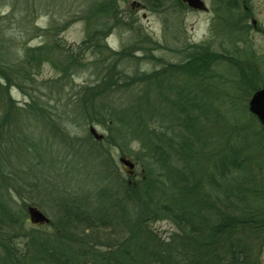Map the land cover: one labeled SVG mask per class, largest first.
I'll use <instances>...</instances> for the list:
<instances>
[{"label": "trees", "instance_id": "16d2710c", "mask_svg": "<svg viewBox=\"0 0 264 264\" xmlns=\"http://www.w3.org/2000/svg\"><path fill=\"white\" fill-rule=\"evenodd\" d=\"M119 1L93 2V24L86 13L84 39L77 47L64 48L48 28L47 41L24 47L20 58L13 56L11 37L5 36L13 9L0 17V264H258L257 254L264 249V160L209 147L215 135L196 127L207 120L200 92L185 91L172 81L209 89L219 79L222 87L212 67L223 63L235 72L230 86L239 102L240 95L246 100L264 87L259 60L250 53L229 57L200 45L177 64L158 60L160 69L143 71L138 63L150 56L143 46L150 38L139 37L142 41L118 51L106 45V37L119 26ZM140 1L153 9L150 0ZM170 1L180 10L178 0ZM98 16L112 23H98ZM88 57L93 58L89 63ZM128 63L136 64L131 74ZM43 64L58 76L36 82ZM88 65L91 82L74 88L71 76ZM11 89L29 103L17 107ZM70 91L71 98H64ZM120 91L126 96H116ZM61 98L63 106L51 105ZM243 108L246 123H235L234 129L250 130L262 149L264 129ZM75 116L89 127L102 126L106 135L96 141L88 132L81 140L58 128ZM45 130L57 145L54 156L47 154L48 136L37 134ZM102 140L106 149L139 143V155L133 157L141 166L137 181L120 180L109 152L100 147ZM239 172L244 179L218 194L221 184ZM43 202L52 215L48 224L25 229L24 208ZM160 220L174 226L169 237L160 238L149 228Z\"/></svg>", "mask_w": 264, "mask_h": 264}, {"label": "rangeland", "instance_id": "374dc122", "mask_svg": "<svg viewBox=\"0 0 264 264\" xmlns=\"http://www.w3.org/2000/svg\"><path fill=\"white\" fill-rule=\"evenodd\" d=\"M94 1L95 0H0V17L3 18L7 16L10 10L13 9L11 17L12 19L14 17V19L8 23L9 28L7 29V34H5L6 37H11L9 45L13 56L15 58H20L24 47H36L46 42L47 34L45 31L48 30V28L51 29L49 35H54V38H58L64 45V48L77 47L84 39L85 20H82V17H86V13L90 15L88 22V24L90 23V27L93 24V15L90 13L89 9ZM149 3L153 9H148L140 0H120L117 4L116 15L119 26L111 30V33L105 39L106 45L110 50L118 51L121 50L123 46H132L134 42L142 41V39H138L139 37L144 38V36H146L150 38L151 41L148 40V42H145L143 45L146 47V51L149 52L148 55L150 56L147 57V60L139 61L138 64L141 70L151 72L152 70L160 69L162 65L155 62L158 60L163 64H177L184 59L183 57L185 54L194 50V46L198 47L202 45L203 47H208L211 52L228 53L229 57L236 55L241 57L244 53H250L259 60V62H256L258 65L256 63L254 65H257L262 73L264 72V35L260 31L249 30V27L247 35H243L236 30L235 32L237 35L234 36L231 31V29H233L231 27L232 24H226V19L229 21L235 18L237 13L242 14L243 6L241 4L240 8L236 9V11L230 9L227 5H220L216 13L217 18L215 17L216 20L213 22V25L218 29V33L216 36H213L212 32L208 30L209 18L213 16L212 11L208 10L204 13H183L173 6L170 0H158V2H156V0H150ZM204 3L207 7L210 5V0H204ZM156 4L158 6L157 9ZM246 7L250 16L247 23L250 25L249 19L252 18L260 27H264V0H250L246 4ZM24 9L28 10L29 13H27V15L23 14ZM21 17L25 18L20 20ZM101 18L102 17L99 18L98 16L97 19H100L98 23H102L104 20L105 22L108 20L112 23L113 20H111V18ZM2 22L4 23L3 20ZM62 25L64 26L63 31L56 35L55 33L58 27H62ZM28 29L31 31L26 34ZM243 32H246V30ZM209 35L212 38H209ZM235 50H237V52H235ZM136 55L140 54L136 53ZM92 59V57H88L85 61L89 63ZM135 67L136 64L133 65L128 63V74H131V71L135 69ZM232 69L233 68L223 63L212 67L213 73L217 76L219 75L218 77H220L222 83L225 84L222 87L219 86V79H214L210 83L209 89H201L197 84L189 82L188 80H184L183 82L178 81L179 83L177 81L172 82H175L181 87L183 86L185 91L195 90L200 92L199 102L204 106V109H207L205 114L207 120H204V123L203 121L200 122L196 127L203 133L205 131L206 133L215 135L209 147H214L218 150L226 147L229 148V151L233 149L239 150L242 154H255L257 161L262 163L264 160V148L261 149L255 146L256 137L251 135L250 130L234 129L235 123H246L247 119L243 105H245L247 109L248 100L253 93L250 97L246 98V100H242L243 97L240 95L241 100L239 102L237 101L235 98V90L230 86L233 80L231 77L235 76V72ZM91 70V66L89 65L82 68L79 72L71 76L69 83L74 88H77L81 84L91 82L93 78ZM57 76V73L54 72L49 65L43 64L35 73V80L36 82H44L53 80ZM44 87L49 88V84L46 86L44 85ZM68 89L69 88H66L65 90ZM42 92L47 93V90L44 88ZM51 94H55L54 89ZM70 94L71 91L67 95H64V98L70 99ZM115 94L116 96H126V91H120ZM10 95L17 107L23 108L29 103L28 98L15 89L10 90ZM119 99L123 100L125 98ZM232 100L236 102L231 107L229 103H231ZM63 102L64 99L61 98L59 103H51V105L54 104L60 107L63 106ZM70 104L71 103H69V105ZM68 123V125L58 128L64 132L69 131L71 135H75L81 140L87 136L88 127L90 125L85 124L79 116L72 117L71 123ZM92 127L101 137L106 135L105 129L102 126L92 125ZM222 133H224V135H222ZM37 134H40L42 138L48 136V144H52H50L51 151L47 152V154L50 153L54 156L56 154L55 151H57L55 146L57 145L53 143L52 137L46 130L45 132H38ZM100 147L102 150L106 149L105 141H101ZM127 147L128 148L121 147V149L110 147L106 150L113 159L115 170L120 180L124 183L126 181L131 183L137 181L142 174L140 162L133 160L134 156L139 155L140 145L138 142H130ZM220 154L219 152L218 155L216 153L213 159L216 161ZM81 156L84 157L85 154L81 153ZM120 156L127 158L134 164L131 170V175L133 174L132 177L131 175L127 177V171L118 163L117 159ZM202 164H204V162H202L201 165ZM244 177L243 172L236 173L234 179L232 178L221 184V190H218L217 193L219 194L223 192V190H233L235 183L240 179H244ZM115 183L114 185L117 186L118 183ZM31 195V197H33V202L38 203L39 198L33 194ZM15 203L16 208L18 206L20 207L18 200H15ZM45 203L46 202H43V205L41 204L42 207H37L35 204L31 205L35 206L50 220L52 216L50 214V207ZM23 212L25 215V229L29 230L30 228L40 226L31 225L27 221L25 208ZM41 228L45 231L50 230L45 226ZM149 228L160 238L169 237L175 231L174 226L167 220L150 223ZM257 258L258 264H264V249L257 254Z\"/></svg>", "mask_w": 264, "mask_h": 264}, {"label": "flooded vegetation", "instance_id": "af4514ba", "mask_svg": "<svg viewBox=\"0 0 264 264\" xmlns=\"http://www.w3.org/2000/svg\"><path fill=\"white\" fill-rule=\"evenodd\" d=\"M249 1L250 0H210V5L206 7L204 0H198V2L200 3V6L192 7V6H189L187 4L186 0H178L179 5H180V10L183 13H204L208 10L213 12V16H211L209 18V26H208V30L210 32H212L213 36H216L218 33V29L213 25V22L216 20L215 17H216V13L218 11L217 9L220 7L221 4L227 5L230 9L235 10V11H236V9L240 8V4L243 6L242 7V14L237 13L235 18H233L232 20H229V21H227L228 19L225 20L226 24H228V23L232 24L231 27L233 29H231V31H232V34L234 36L237 35V33L235 32L236 30L243 35H247L249 27H250L249 30H255L257 32L260 31L264 35V27H260L254 19H252V18L249 19L250 25L247 23V20L250 16H249V12H247L246 4ZM240 30H242V31H240ZM245 30H246V32H243ZM209 38H212V37L209 35ZM132 176H133V174L131 175V177ZM127 183H130V182L127 181Z\"/></svg>", "mask_w": 264, "mask_h": 264}, {"label": "water", "instance_id": "95a60500", "mask_svg": "<svg viewBox=\"0 0 264 264\" xmlns=\"http://www.w3.org/2000/svg\"><path fill=\"white\" fill-rule=\"evenodd\" d=\"M186 1L189 6H200L198 0ZM247 110L255 116L260 126L264 129V87L253 92L248 100ZM88 132L96 141L101 140V135H98L93 127H89ZM117 161L127 171L128 175H131V170L133 169L134 164L123 156L118 157ZM26 214L27 220L31 225H46L49 222L48 218L35 206H27Z\"/></svg>", "mask_w": 264, "mask_h": 264}]
</instances>
